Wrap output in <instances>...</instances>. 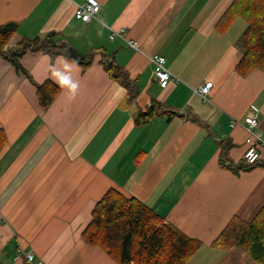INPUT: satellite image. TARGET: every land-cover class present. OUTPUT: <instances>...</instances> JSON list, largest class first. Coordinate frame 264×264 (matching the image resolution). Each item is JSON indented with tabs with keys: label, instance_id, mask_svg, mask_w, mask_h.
<instances>
[{
	"label": "crops",
	"instance_id": "1",
	"mask_svg": "<svg viewBox=\"0 0 264 264\" xmlns=\"http://www.w3.org/2000/svg\"><path fill=\"white\" fill-rule=\"evenodd\" d=\"M84 1L0 0V25L17 23L10 48L53 33L79 56L94 50L85 68L57 50L28 51L18 66L0 56V263L27 264L31 251L44 264H117L82 236L115 188L203 242L188 264H258L210 245L232 216L250 221L264 204V145L255 166L235 168L247 165L250 111L264 140V70L235 69L245 21L215 29L232 0H97L89 22L74 16ZM154 54L171 73L165 87ZM48 79L61 91L43 109L36 86ZM209 81L203 100L197 89ZM155 101L151 119L137 124Z\"/></svg>",
	"mask_w": 264,
	"mask_h": 264
},
{
	"label": "trees",
	"instance_id": "2",
	"mask_svg": "<svg viewBox=\"0 0 264 264\" xmlns=\"http://www.w3.org/2000/svg\"><path fill=\"white\" fill-rule=\"evenodd\" d=\"M237 18L243 19L246 26L240 39L243 54L235 65L236 71L245 76L254 68L264 70V0H232L216 21L215 29L225 32ZM16 30V22L0 25V56L15 66L28 51H63L67 58L77 60L83 68L91 62L89 57L94 50L88 57L79 56L66 43L54 39L53 33L23 38L10 48L8 43ZM105 67L113 77L124 82L123 71L117 65L106 62ZM60 91V86L50 79L37 84L36 94L41 108L47 109ZM155 102L146 111L138 113L137 124L151 119L160 107ZM4 140L0 130V148ZM258 162L235 168L250 169ZM223 164L229 165L226 161ZM82 236L117 264H188L203 245L200 239L166 222L143 201L127 197L115 188H109L96 203ZM210 245L222 250L239 248L254 262L264 264V204L250 221L232 216Z\"/></svg>",
	"mask_w": 264,
	"mask_h": 264
},
{
	"label": "built area",
	"instance_id": "3",
	"mask_svg": "<svg viewBox=\"0 0 264 264\" xmlns=\"http://www.w3.org/2000/svg\"><path fill=\"white\" fill-rule=\"evenodd\" d=\"M100 10V4L97 0H85L83 3L76 4L74 10V16L83 21L89 22ZM115 32L112 36H114ZM134 44V42H130ZM154 64V76L161 87H165L171 78L170 71L166 68V59L164 56L154 54L152 56ZM213 83L211 81L201 85L197 91L202 96L203 100H207L210 88ZM245 128L249 132L247 138L248 147L243 154V160L246 164H255L260 160V152L257 148V144L264 145V140L260 135L254 132V128L257 126L256 113L250 111L244 118ZM226 164H229L226 162ZM24 258L27 264H44L43 260L36 258L31 251L24 252Z\"/></svg>",
	"mask_w": 264,
	"mask_h": 264
},
{
	"label": "clouds",
	"instance_id": "4",
	"mask_svg": "<svg viewBox=\"0 0 264 264\" xmlns=\"http://www.w3.org/2000/svg\"><path fill=\"white\" fill-rule=\"evenodd\" d=\"M67 67V65H66ZM56 75L59 77V83L63 84V85H68L70 83V76L66 73H62V72H57ZM78 88V83L71 81V89L73 91V93H75V91Z\"/></svg>",
	"mask_w": 264,
	"mask_h": 264
},
{
	"label": "rangeland",
	"instance_id": "5",
	"mask_svg": "<svg viewBox=\"0 0 264 264\" xmlns=\"http://www.w3.org/2000/svg\"><path fill=\"white\" fill-rule=\"evenodd\" d=\"M237 21H240V22H243L244 23V20L243 19H237ZM238 24V23H237Z\"/></svg>",
	"mask_w": 264,
	"mask_h": 264
},
{
	"label": "water",
	"instance_id": "6",
	"mask_svg": "<svg viewBox=\"0 0 264 264\" xmlns=\"http://www.w3.org/2000/svg\"><path fill=\"white\" fill-rule=\"evenodd\" d=\"M1 264V263H0Z\"/></svg>",
	"mask_w": 264,
	"mask_h": 264
}]
</instances>
